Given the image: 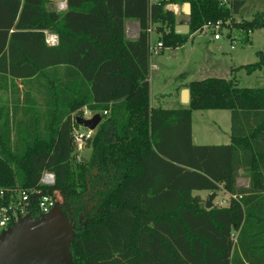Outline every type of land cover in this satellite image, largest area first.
Instances as JSON below:
<instances>
[{
  "label": "trees",
  "instance_id": "obj_1",
  "mask_svg": "<svg viewBox=\"0 0 264 264\" xmlns=\"http://www.w3.org/2000/svg\"><path fill=\"white\" fill-rule=\"evenodd\" d=\"M55 1L0 0V189L56 175L43 193L58 192L76 222L71 264H264V87L192 80L188 107H153L147 31L176 48L218 21L249 34L264 14L237 21L243 0H67L63 12ZM187 2L190 33L180 35L167 6ZM128 21L139 24L136 38ZM240 67L253 73L264 58ZM85 109L103 120L77 161ZM209 109L231 111L229 144L193 143L192 112ZM240 175L247 188L237 187ZM221 185L232 195L225 207L207 209L193 194Z\"/></svg>",
  "mask_w": 264,
  "mask_h": 264
},
{
  "label": "rangeland",
  "instance_id": "obj_2",
  "mask_svg": "<svg viewBox=\"0 0 264 264\" xmlns=\"http://www.w3.org/2000/svg\"><path fill=\"white\" fill-rule=\"evenodd\" d=\"M243 1L244 6L240 13L235 16L237 21L250 20L256 13L264 14V0ZM61 3H65V0L53 3V8L58 12H63L67 8L66 3L62 7ZM177 6V24L190 23L187 15L180 14L184 4ZM230 32L227 28L223 29L221 40L216 41L214 39L215 30L206 28L203 32L192 34L196 35L188 39L182 49L175 51L173 48H167L164 53L153 55L151 63H157L159 67L157 71L151 67L150 71L153 104L163 108L178 106L179 103L176 98L178 86L180 83L190 80H203L211 77L230 79L234 77L240 87H264V67L250 74L240 67L264 58V27L255 29L249 34H243L234 29L231 32L233 40L228 37ZM247 36L249 41L245 42ZM153 39L154 41L157 40L155 37ZM48 41L52 42L51 35L48 36ZM233 68L234 70H232ZM39 100L41 101V96H39ZM220 112L226 114V118L223 117L221 121L224 123L227 120L229 123L230 118L231 124V111ZM95 113L97 112H89V115L93 116ZM216 127L209 110L194 111L196 143L205 144L213 141L208 136L210 131L215 130ZM90 153L91 146H87L82 153V159L88 158Z\"/></svg>",
  "mask_w": 264,
  "mask_h": 264
},
{
  "label": "water",
  "instance_id": "obj_3",
  "mask_svg": "<svg viewBox=\"0 0 264 264\" xmlns=\"http://www.w3.org/2000/svg\"><path fill=\"white\" fill-rule=\"evenodd\" d=\"M67 6V0H65ZM187 15L192 12L190 3H184ZM175 31L180 35L190 33V24H177ZM183 101L190 102V90H183ZM100 113L90 118L76 116V122L95 131L102 122ZM216 193L208 195L205 207H213ZM77 236L76 222L62 204H56L40 217L27 216L0 235V264H71L72 244Z\"/></svg>",
  "mask_w": 264,
  "mask_h": 264
},
{
  "label": "built area",
  "instance_id": "obj_4",
  "mask_svg": "<svg viewBox=\"0 0 264 264\" xmlns=\"http://www.w3.org/2000/svg\"><path fill=\"white\" fill-rule=\"evenodd\" d=\"M151 4L157 0H150ZM221 26L222 23L218 21L216 24L208 23L204 26L206 28H213L215 30L214 38L221 39ZM149 33V52L150 57L160 54L165 48L163 42L157 38L154 41V35L156 34L154 26L148 28ZM126 34L130 37H135L136 34L131 30L130 25L126 27ZM234 48V47H233ZM89 111V110H88ZM87 109L83 114L85 118H90ZM94 134V131L85 128L83 126L74 128V143L75 150L74 156L77 161L82 160V153L87 148V140ZM56 183V175L50 171H44L41 175L37 188L24 189L15 187L11 189H0V235L8 230L11 226L17 223L21 218L30 216V209L37 210L41 216L48 213L56 204L59 203V193H50L48 190ZM47 188L48 192L43 193V189ZM33 194H41L37 202L31 197ZM236 197V196H234Z\"/></svg>",
  "mask_w": 264,
  "mask_h": 264
},
{
  "label": "crops",
  "instance_id": "obj_5",
  "mask_svg": "<svg viewBox=\"0 0 264 264\" xmlns=\"http://www.w3.org/2000/svg\"><path fill=\"white\" fill-rule=\"evenodd\" d=\"M177 5L178 4H170L167 7H168V9L173 10L175 12V14L177 15V17H178V14H177L178 6ZM180 14L187 15L185 13L183 7H182V11H180ZM187 17H189V15H187ZM128 25H130L131 30H133V33H135L136 36L135 37H130V36H128V34H126L127 38H129V39L136 38L138 36V34H139V31H140L139 24L136 21H128L126 23V27ZM201 32H203V31H201ZM228 34H229L228 37L233 40L232 33H228ZM50 35L52 36V42L48 41V36H50ZM195 35L190 36L188 39H191ZM154 37H155V39H157L158 38V35L155 34ZM188 39H187V41H188ZM55 40H57V35L54 34V33H52V32H50V31H46V41H47V43L49 45L57 44V41L58 40L56 42H54ZM215 40L218 41V40H221V39H215ZM184 44L182 46H180V47L173 48V49L175 51L178 50V49H182L184 47ZM166 49L167 48H165L160 54L164 53ZM151 58L152 57H150V71H151V67L155 71L159 70L158 69L159 67H158V64L157 63H154V64L151 63ZM232 70H234V68ZM149 80H150V98H151V104H152L153 107H162L160 105H155L152 102V86H151V81L152 80H151L150 75H149ZM190 81H192V80H190ZM190 81L182 82L178 86V92L176 94V98L178 99L179 105L176 106V107H170V108H166V109H177V108H182V107H188L189 106L190 102L189 103H185L183 101V94L182 93H183V90L187 88L186 85ZM17 83L19 84L20 88L23 87V85L21 84V80L20 79L17 81ZM4 97L8 101H11L12 96H11L10 93H6L4 95ZM224 110L225 109H209L210 115H212V117L214 119V124L217 127L215 128V130H211L210 133H209V136H208V138L211 139V140H213V141H209L208 143H205V144H208V145H221V144H229L231 142V124H230V118H229V123L227 122V120L224 123L221 121V119H223V117L226 118V114L224 112H220V111H224ZM194 111L192 112V137H193V143L196 144V145H203V144H198L195 141V133H194ZM248 186H249V180H248V178H246L244 175H240L237 178V187L240 188V189H244V188H247ZM220 187L221 188L218 191L196 190V191L193 192V194L195 196H198L201 199V201L203 202V204L205 205V202H206V199H207L208 195L211 194V193H213V192H215L216 193V197L213 200V207H225V206H228V204L230 202V198H231L232 195L230 193H228L227 191H225L223 189L222 185Z\"/></svg>",
  "mask_w": 264,
  "mask_h": 264
},
{
  "label": "bare ground",
  "instance_id": "obj_6",
  "mask_svg": "<svg viewBox=\"0 0 264 264\" xmlns=\"http://www.w3.org/2000/svg\"><path fill=\"white\" fill-rule=\"evenodd\" d=\"M64 5H65V3H61V7L64 6Z\"/></svg>",
  "mask_w": 264,
  "mask_h": 264
}]
</instances>
